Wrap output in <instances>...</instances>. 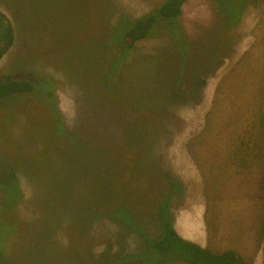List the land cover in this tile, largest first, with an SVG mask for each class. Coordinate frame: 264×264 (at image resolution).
I'll use <instances>...</instances> for the list:
<instances>
[{
	"label": "rangeland",
	"instance_id": "374dc122",
	"mask_svg": "<svg viewBox=\"0 0 264 264\" xmlns=\"http://www.w3.org/2000/svg\"><path fill=\"white\" fill-rule=\"evenodd\" d=\"M166 1L0 0V11L16 34L13 48L0 61V78L37 76L50 82L61 122L75 139L92 143L98 138L107 149H118L101 153L65 144L53 135V117L37 92L2 100L0 203L2 189L14 178L22 200L10 207L9 219L45 222L52 217L56 187L64 189L59 197L73 213L93 204L99 179L106 182L116 174L126 179L122 138L129 126L143 122L155 129L147 158L156 166L143 164L137 154L129 156L142 174L133 183L136 192L127 183L120 188L147 234H160L153 204L161 193L163 170L183 185L184 194L171 204L182 238L215 253L232 250L246 264H264V0H252L227 31L215 28L221 19L211 0H188L178 20L192 44L182 82L181 60L162 32L164 23L157 30L161 34L139 42L111 74L110 59L120 55L110 44L116 19L123 14L140 19ZM168 33L181 40L180 29ZM188 88L191 98L167 103L171 93L180 100ZM141 114L146 118L136 121ZM89 174L96 179L95 190L83 179ZM47 223L56 231L57 221ZM79 226L75 250L69 252V240L56 232L52 243L63 254H47L40 264H68L71 255L79 261L83 254L96 264L95 254L104 247L114 254L123 246L125 255L143 249L137 237L119 236L111 223ZM3 242L10 257L16 246L20 250L18 235L0 232V264Z\"/></svg>",
	"mask_w": 264,
	"mask_h": 264
},
{
	"label": "trees",
	"instance_id": "16d2710c",
	"mask_svg": "<svg viewBox=\"0 0 264 264\" xmlns=\"http://www.w3.org/2000/svg\"><path fill=\"white\" fill-rule=\"evenodd\" d=\"M188 0H167L159 9L152 11L150 14L140 18L131 19L127 15H120L113 25L112 35L110 37L111 46H116L120 52L111 57V74L128 60L130 54L136 49L139 42L144 41L157 33L159 25L164 23L166 29L162 31L165 33L170 41H172L176 53L181 60V72L180 79L182 82L184 71L189 65L188 58L190 56V50L192 47L191 42L186 38V35L180 26L178 20L182 17L183 6ZM215 5V13L217 14L219 21L215 28L227 31L236 26L241 20L246 7L250 5L252 0H211ZM233 3H235V11L233 10ZM107 10L105 6L104 12ZM109 10L111 8L109 7ZM110 12V11H109ZM114 22V17H113ZM110 23V22H109ZM178 28L181 33V40H175L174 36L168 33L170 30ZM163 30V29H162ZM16 40L15 29L6 15L0 11V61L9 53L13 48ZM177 44V45H175ZM177 46V47H176ZM187 50L184 51L183 48ZM189 67V66H188ZM36 80L22 79L21 77L5 76L0 78V101L8 100L15 96L29 95L36 93L42 95L45 103L49 107L52 121V133L56 134L57 138H62L68 146L80 147L84 149H93L101 153H112L113 150L107 149L99 139H94L91 143L89 138L75 139L71 130L61 122V116L58 112V108L54 101L53 87L51 83H47L42 80L41 77H35ZM202 88V82L200 84ZM191 87V86H190ZM43 89V90H42ZM187 95H184L182 99H175V95L171 93L168 96V104H173L177 101H181L185 98H191L190 90ZM146 118L141 114L140 120L143 121ZM148 118V117H147ZM156 119V116L153 118ZM137 124V123H136ZM136 126H129L126 131V135L122 138V153L127 163L126 179H121L117 174L112 180L105 178L106 182L102 179L98 180L101 187L97 188V196L93 204L89 206H78L76 213H73L70 206L65 204L63 199L59 197V193L63 192L62 188H53L54 197L50 201V209L52 217L46 218L48 222L50 219L57 221L56 231L55 228L51 230L48 227L49 224L42 219L34 220L33 223H22L14 218L9 219L8 213L10 207L22 200L21 188L18 181L12 178L7 181L9 184L5 185L2 191L5 193V199L0 203V232L3 237L18 235L19 248L15 247L16 253L13 256H8V249L4 242L2 243V264H40L41 258L47 254L56 253L63 254L64 250H61L52 241L54 233L61 231V234L69 240L70 247L69 252L75 250L74 241L78 238V232L83 227H90L91 223L95 225L96 222L105 221L111 223L116 228V234L121 236L124 233L128 236L137 237L143 244V249L138 253L125 255L123 252V246H117L120 251L113 253L111 248H102L95 255L96 264H174L180 262L183 264H246L244 259L236 252L228 250L222 253H215L210 249L204 248L198 244L187 241L181 237L174 226V218L171 213V204L174 198H181L184 194L183 185L176 178L170 176L167 172L162 171V188L158 198H154V206L156 207L157 217H153L158 221L160 234L153 237L147 234L146 230L139 223V215L134 209V204L126 203L124 196V188H120L121 185L127 183L133 192L137 191L136 177L142 174V167H137L136 164L131 161L133 154H137L143 157V164L147 166L153 165V160L147 158L149 156V145L152 141V134L155 131L153 127H145L142 123ZM152 133V134H151ZM113 153H118V149H115ZM130 156L131 159L128 157ZM145 169L148 167H144ZM143 168V169H144ZM158 168V167H157ZM34 171V170H33ZM31 176H35L32 173ZM83 179L87 180L92 188H96V179L92 174L86 175ZM109 183L111 187L107 184ZM86 187V186H84ZM81 186V189L84 190ZM118 187V188H117ZM6 188V189H5ZM129 188V189H130ZM58 193V194H57ZM58 197V198H57ZM157 197V196H156ZM136 202L135 200L133 203ZM153 208V206L151 207ZM150 208V210H151ZM70 211V212H69ZM151 212V211H150ZM150 212L148 213L151 216ZM65 218L63 223L61 220ZM3 239V238H2ZM116 247V246H115ZM122 250V251H121ZM46 258V257H45ZM71 259V260H70ZM68 264H92L91 259L83 254L82 260H74V255H71Z\"/></svg>",
	"mask_w": 264,
	"mask_h": 264
},
{
	"label": "crops",
	"instance_id": "0c3cea01",
	"mask_svg": "<svg viewBox=\"0 0 264 264\" xmlns=\"http://www.w3.org/2000/svg\"><path fill=\"white\" fill-rule=\"evenodd\" d=\"M187 237V236H186ZM184 239V238H183ZM185 240H187V239H185ZM188 241V240H187Z\"/></svg>",
	"mask_w": 264,
	"mask_h": 264
}]
</instances>
